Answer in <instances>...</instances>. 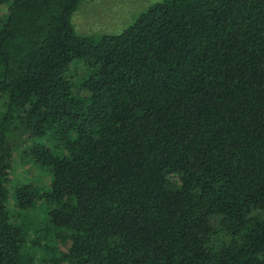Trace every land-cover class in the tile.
I'll list each match as a JSON object with an SVG mask.
<instances>
[{
  "label": "trees",
  "instance_id": "obj_1",
  "mask_svg": "<svg viewBox=\"0 0 264 264\" xmlns=\"http://www.w3.org/2000/svg\"><path fill=\"white\" fill-rule=\"evenodd\" d=\"M80 1L0 0V264H264V0Z\"/></svg>",
  "mask_w": 264,
  "mask_h": 264
},
{
  "label": "rangeland",
  "instance_id": "obj_2",
  "mask_svg": "<svg viewBox=\"0 0 264 264\" xmlns=\"http://www.w3.org/2000/svg\"><path fill=\"white\" fill-rule=\"evenodd\" d=\"M155 1L157 0H81L78 9L72 16V22L76 31L82 34L119 33L138 13ZM5 13L6 7L0 6V19ZM40 173L39 170H35L29 163L23 161L18 152H14L9 174L14 182H21L26 177L33 178L35 176L38 183L44 176ZM10 204L12 207L15 206L13 201ZM23 216L26 219L37 221L42 217V213L39 208H34L26 211ZM40 224L34 225L37 234L44 232V228ZM34 228L30 230V234L35 235ZM59 247L64 249L61 245Z\"/></svg>",
  "mask_w": 264,
  "mask_h": 264
}]
</instances>
